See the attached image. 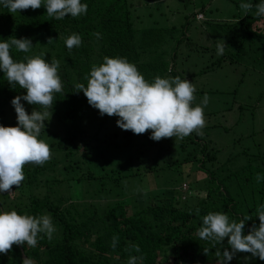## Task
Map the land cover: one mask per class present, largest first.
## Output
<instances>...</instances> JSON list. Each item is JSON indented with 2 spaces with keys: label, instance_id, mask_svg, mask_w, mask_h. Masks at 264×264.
Masks as SVG:
<instances>
[{
  "label": "trees",
  "instance_id": "16d2710c",
  "mask_svg": "<svg viewBox=\"0 0 264 264\" xmlns=\"http://www.w3.org/2000/svg\"><path fill=\"white\" fill-rule=\"evenodd\" d=\"M160 1L81 0L88 5L87 13L61 20L49 17L44 6L12 14L0 4V40L26 37L33 43L29 53L12 48L14 60L21 61L25 56L43 52L48 62L53 58L60 62L58 71L63 92L55 94L52 118L64 131L63 134L53 133L59 135L55 152L62 151V156L69 159L63 165L62 176L45 175L46 169L53 170L57 164L56 153L42 166L27 164L22 184L18 188L14 186L10 194L0 193V211L16 210L19 214L34 216L49 214L56 228L51 240L46 236L38 238L34 248L27 244L14 245L7 254L0 253V264H22L23 254L34 264H127L130 254L142 255V264H192L196 261L219 264L216 251L231 249L227 238L223 245L217 243L215 247L199 239L197 232L204 215L222 212L237 221L241 216H252L245 222L244 234L253 224L259 225L256 209L264 205V180L257 182L256 177L257 174L264 176V140L257 142L258 148L261 147L257 151H243L248 154L247 160L236 166L230 157L216 163L215 150L219 148L213 145L207 126L202 129V136L193 132L183 139L167 138L164 142L151 139V131L141 134L139 141H133L132 131L124 130L126 140L109 141L112 146L107 147L108 154L99 142L92 143V140H100L98 132L109 116H102L89 105L83 91L74 92V85L87 86L86 75L94 64L99 66L105 56L126 58L149 82L156 76L190 81V75L219 66L227 56L225 49L223 55L204 67L191 72L185 67L179 68L177 58L186 56L188 47L193 45L188 27L191 19L206 6L185 13V25L183 27L182 23L178 28L173 23L159 24L162 11L159 14L158 10L163 6ZM247 3L253 5L247 15L233 14L229 22L204 17L200 27L194 26L196 31L208 30L209 24L223 27L225 32L231 29L228 39L227 35H220L226 39L227 46L234 48L236 61L247 57L250 51L255 55L261 51L264 55V16L255 15L256 5L261 0H247ZM138 5L142 6V12L137 11ZM96 32L101 34L99 39L93 35ZM73 33L81 36L82 44L69 50L65 40ZM49 37L54 39L51 44H47ZM216 44L214 41L203 48L209 51L216 48ZM255 58L258 57L253 56V60ZM24 94L26 90L11 86L0 70V124L17 125L11 100ZM22 103L29 114L34 107H39L27 101ZM86 126L94 130L88 133ZM116 132L114 130L112 135ZM80 142L82 150H79ZM92 152L100 159L92 156ZM208 161H212V165H208ZM193 162H197L196 168L189 170L195 173V181L197 169L203 170L204 187L193 186L194 180L187 176L180 182L175 180L178 174L174 167ZM185 180L190 183L188 196L175 195L173 187ZM148 184L151 189L142 192ZM32 185L37 189L43 187V193L32 189ZM135 187L138 190L133 202L137 205L130 212L129 192ZM154 187L162 190L155 191ZM194 188L197 191L194 192ZM102 198L105 201H101ZM114 236L118 237L115 249L111 246ZM131 244L138 245L141 251H126ZM204 248L210 249L207 255ZM228 264H264V261L251 257L250 253H237Z\"/></svg>",
  "mask_w": 264,
  "mask_h": 264
},
{
  "label": "clouds",
  "instance_id": "9594fccd",
  "mask_svg": "<svg viewBox=\"0 0 264 264\" xmlns=\"http://www.w3.org/2000/svg\"><path fill=\"white\" fill-rule=\"evenodd\" d=\"M10 13L28 9L46 8L49 17L57 20L66 16L73 18L87 13L88 5L81 0H0ZM244 14L251 12V3H241ZM257 16H264V0L256 5ZM97 39L99 32L94 33ZM54 41L49 37L47 44ZM66 47L71 50L82 44L79 34L73 33L65 40ZM227 46L224 39L217 40V55H223ZM15 48L23 53H29L33 48L30 38L12 37L0 40V70L3 71L7 82L13 86L25 89L26 94L17 95L11 100L17 118V125L4 126L0 124V193H11L13 187L18 188L25 180L23 171L25 165H44L52 158L49 144L40 139L45 130V121L52 116L55 94L63 92V82L59 75V60L53 58L48 62L43 58L44 53L25 56L16 61L11 55ZM87 86L83 83L74 85L76 93L83 91L89 105L99 113L118 117L117 126L136 135L151 131V139L160 141L164 138L183 139L193 132L202 136L206 126L204 108L209 102L207 93L200 104L193 106L196 99L195 85L180 77L161 78L156 76L154 81H147L139 72L137 66L124 57L103 58V62L91 67L86 75ZM39 106L34 107L29 114L21 101ZM257 182L264 176L257 174ZM259 225H252L244 234L245 222L252 216H241L239 221L230 220L226 213L209 212L202 218V226L197 235L200 240L210 242L213 247L227 238L230 247L216 251L220 258L219 264H228L237 253H250L264 261V205L256 209ZM199 215V209H196ZM56 231L52 217L49 214L34 216L19 214L16 210L0 211V253L7 254L14 245L36 247L38 238L46 236L52 239ZM43 234V235H41ZM118 237L114 236L112 248L117 246ZM126 251L139 253L140 247L131 244ZM207 255L209 248L203 249ZM143 256H129L127 264H142ZM247 259V258H246ZM22 264H34L27 256Z\"/></svg>",
  "mask_w": 264,
  "mask_h": 264
},
{
  "label": "rangeland",
  "instance_id": "374dc122",
  "mask_svg": "<svg viewBox=\"0 0 264 264\" xmlns=\"http://www.w3.org/2000/svg\"><path fill=\"white\" fill-rule=\"evenodd\" d=\"M155 1L160 0H150L152 3ZM162 2L163 6L158 10L159 14L162 11V15L160 14L158 20L159 24L173 23L177 25L178 28L181 27L182 23L183 27L185 25V13L193 10L196 11L199 9L198 7L202 5L206 6L204 11L202 10L203 18L199 19L195 17L194 19H191L188 26L193 45H190V48L188 47L186 56L183 58H177L180 62L178 67H185L186 71L191 72L210 64L214 58L220 56L217 55L216 48H212L208 51L203 47L204 45L214 43V41L221 38L226 42V39L221 37L220 33L227 35L228 39L229 32L231 31V29H229L225 32L223 27L212 24L208 25V30L204 29L203 31H196L194 26L200 27L201 25H199V23L202 22L203 24L205 21L204 17L207 18L209 16L217 17L219 19L221 18L223 21L229 22L232 20L231 18L233 14L242 15L244 13L240 8V4L247 3V0H161L160 3ZM141 8L142 6L138 5L137 11L142 12ZM154 12L157 13V10L155 9ZM204 25L206 26L207 24L205 23ZM179 31L180 30H178V32ZM181 44H183V42ZM201 47L202 49L200 50ZM225 49L227 56L221 61L219 66L195 75H190L189 78L196 88V99L193 102L194 106L200 104L205 93H207L209 97V102L204 108V115L206 126L208 127L207 134L211 138L213 145H216V147L219 148L215 150L218 159L217 162H215L218 163L219 161H223L225 158L230 157L231 160H234L233 165L236 166L247 160L248 154H244L243 151H246L247 153L257 151L261 148H258L257 142L262 143L264 140V55H262L261 51H259L257 55L250 51L248 53L249 56L247 55V57L236 61L237 57L236 54H234V48L231 45H228ZM253 56H257L258 58L253 60ZM98 119L99 118H97L96 121H98ZM117 119L118 117L116 116H109L104 126L98 132L100 140H92L93 144L99 142L100 146L102 145L101 148L106 150V154H108V148L112 146H109V141L115 140L123 142L126 140V136L123 132L124 130L117 126ZM45 124L46 128L45 130H42V134H40V136H42L40 139H44L49 144L52 151V157L53 153H56L58 159L53 170H45V175L62 176V172L64 173L63 165L67 164L69 159L62 156V151L55 152L59 135H56L53 132L56 131L57 133L63 134L64 130L61 125L54 121L52 116L49 121H45ZM86 128L88 133H91L94 130V128L90 126H86ZM114 130L117 132L116 135L113 136L112 132ZM139 137L140 135H136L132 132L131 139L133 141H139ZM143 139L145 138L143 137ZM161 140L164 142L167 138ZM82 149V142H80L79 150ZM91 154L100 159L97 153L92 152ZM207 164L212 165V161H208ZM196 165L197 162H193L191 164H183L174 167L176 170H173L178 174L175 180L180 182L187 176L191 180H194L193 186L204 187L202 181L205 173L203 170L197 169L196 181L194 177L195 173L190 172L189 170L195 169ZM178 169L185 171H178ZM42 177H44V174ZM183 182L180 186L173 187L175 195H181L182 197L188 196L186 191L189 188L190 183L186 180ZM148 185V188H144L142 192L151 189L152 186H150V184ZM157 187H154L155 189L153 190H162ZM24 188L27 189L26 186H24ZM169 188H171V186ZM32 189L38 190L41 193L44 191L43 187L37 189L34 185H32ZM137 190V188L131 189L129 192L131 204L129 205L128 210L130 212L137 205V202H133L136 201L134 200V196ZM193 191L195 192L197 190L194 188ZM101 201H105V198H102ZM192 264L202 263L196 261Z\"/></svg>",
  "mask_w": 264,
  "mask_h": 264
},
{
  "label": "built area",
  "instance_id": "2783aa9c",
  "mask_svg": "<svg viewBox=\"0 0 264 264\" xmlns=\"http://www.w3.org/2000/svg\"><path fill=\"white\" fill-rule=\"evenodd\" d=\"M196 17L199 19L203 18L202 12L201 11L196 12Z\"/></svg>",
  "mask_w": 264,
  "mask_h": 264
},
{
  "label": "water",
  "instance_id": "95a60500",
  "mask_svg": "<svg viewBox=\"0 0 264 264\" xmlns=\"http://www.w3.org/2000/svg\"><path fill=\"white\" fill-rule=\"evenodd\" d=\"M24 258H26L25 254H23Z\"/></svg>",
  "mask_w": 264,
  "mask_h": 264
},
{
  "label": "crops",
  "instance_id": "0c3cea01",
  "mask_svg": "<svg viewBox=\"0 0 264 264\" xmlns=\"http://www.w3.org/2000/svg\"><path fill=\"white\" fill-rule=\"evenodd\" d=\"M209 6V5H208Z\"/></svg>",
  "mask_w": 264,
  "mask_h": 264
}]
</instances>
